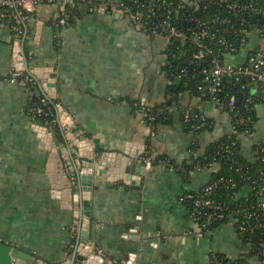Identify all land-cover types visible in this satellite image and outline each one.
Listing matches in <instances>:
<instances>
[{
	"label": "crops",
	"instance_id": "1",
	"mask_svg": "<svg viewBox=\"0 0 264 264\" xmlns=\"http://www.w3.org/2000/svg\"><path fill=\"white\" fill-rule=\"evenodd\" d=\"M80 5L71 23L60 27L57 3L31 0L33 17L25 27L23 49L32 85L9 81L14 37L9 28H0V239L33 259L62 264L89 226L90 245L114 264H212V254L264 264L232 219L198 232L181 200L207 185L219 168L202 159L210 145L230 132L229 109L183 86L180 65L164 39L115 10L97 12ZM263 47L264 41L253 36L232 60L244 63ZM44 97L60 102L75 128L98 140L106 152H117L123 166L138 156L131 171L134 184L118 178L128 173L114 181L94 176L91 191L82 192L90 202L87 220L80 185L72 181L66 189L63 181L72 178L78 157L52 132L51 127L58 131L57 123L31 112ZM156 107L164 108V118L152 131L145 111ZM184 108L197 109L211 128L191 133L182 119ZM256 113L254 136L241 138L243 157L250 160L255 143H264V101ZM139 157L152 164L143 175L135 173Z\"/></svg>",
	"mask_w": 264,
	"mask_h": 264
},
{
	"label": "built area",
	"instance_id": "2",
	"mask_svg": "<svg viewBox=\"0 0 264 264\" xmlns=\"http://www.w3.org/2000/svg\"><path fill=\"white\" fill-rule=\"evenodd\" d=\"M42 1L59 5L60 17L57 24L60 27L69 24V19L74 16L71 7L75 2H80L88 4L91 10L97 12L115 10V12L130 19L144 32L164 39L170 46L171 56L180 65L182 79L188 77L189 74V68L185 65L187 60L197 66L202 65L195 74L202 80L196 82L195 88L202 98L212 103L221 104L218 96L225 87L224 79L227 77H237L246 84L242 88L249 87L248 92L250 93L244 103L246 110L250 109L249 105L253 104L257 97H261L258 94L259 91L264 93V47L252 52L244 63L237 64L232 60L246 48L253 36H258L264 41V22L252 23L244 16L237 21L220 17V15L212 19L196 16L197 10L207 9L210 4L224 7L230 12L251 14L264 13V5L262 7L249 0H177V2L133 0V3L138 6V11H133L124 2L97 4L90 0ZM30 3L31 0H0V28H9L14 37L11 53L12 66L9 75L11 83L20 80L30 85L35 83L34 77L28 71L27 59L23 49L25 27L33 17L28 9ZM175 6L178 10L173 15ZM163 9L164 13L162 12ZM179 12L182 14H178ZM176 19H181L179 26L174 23ZM182 55L185 56L184 60H182ZM252 84L257 86V90L251 89ZM236 99L233 97L226 104L227 109L233 111L231 129L228 134H237L239 139L243 137L252 138L254 129L249 127V118L241 117L240 110L236 109ZM31 112L38 118L57 123L65 132L76 126L69 111L60 102L51 100L49 97L40 99L37 106L31 108ZM145 112L146 123L154 131L157 115L152 112V109H147ZM50 116L53 117L52 120L49 119ZM182 119L190 132L195 134L211 126V122L194 108H184ZM241 125H245L246 129L238 133L237 127ZM254 148L256 149L253 152L255 157L264 152V143L257 142ZM226 152L229 157L233 151L227 149ZM144 159L150 161L148 157ZM212 180L199 191L187 193L181 199L189 208V217L193 225L196 226V230L206 233L209 229L231 218L240 238L251 246L253 254L264 261V232L260 236L257 235L260 230L264 231V176L258 181L259 184L261 181L260 186H248L237 196L241 201H251L250 205H243L240 202L239 207L235 210H231L214 199L213 193L220 185L224 186L225 190L232 192L237 189V184L232 178L226 177H221L213 182ZM250 196H253L251 200L247 199ZM254 197L259 200L257 205H251L254 202ZM235 203L232 202V206ZM211 263L230 264L231 262H225L220 255L212 254Z\"/></svg>",
	"mask_w": 264,
	"mask_h": 264
},
{
	"label": "trees",
	"instance_id": "3",
	"mask_svg": "<svg viewBox=\"0 0 264 264\" xmlns=\"http://www.w3.org/2000/svg\"><path fill=\"white\" fill-rule=\"evenodd\" d=\"M141 1V0H140ZM173 2H177V0H169ZM253 1L259 6L264 5L263 0H249ZM97 3V2H96ZM124 3L128 4L133 11H138V6H136L133 3V0H126ZM80 2H75L74 5L71 7L72 13L74 16L77 15L78 10L80 9L81 5ZM99 4V3H97ZM176 10L178 8L175 6L174 8V13L175 15ZM163 13L165 12L164 9L162 11ZM178 14H182V12H179ZM33 15V14H30ZM217 15H220V17H225V18H231L234 19L235 21L239 20L242 16L244 18L249 19L252 23H257V22H264V13H238V12H230L224 7L216 6L214 4H210L209 8L207 9H202L197 10L196 16H199L200 18H207V19H212L214 17H217ZM252 16V17H250ZM73 19V16L69 19V23H71V20ZM181 22V19H176L174 23L179 26V23ZM178 44V43H176ZM214 47V45H213ZM185 59V56L182 55V60ZM186 67L189 68V74L188 77H183V86H186L188 89H196L195 84L196 82H200L202 79L198 78V75L196 76L195 74L200 70V67L202 66H197L195 63L192 64L191 61L186 62ZM208 66V65H207ZM224 89L222 92L219 94L220 98V106L227 108L226 104L231 100V98L235 97L238 98L240 101L239 103H235V107L237 110H240V115L244 119L249 118V127H252L255 130V126L257 123V113H256V105L264 101L262 97H257L253 104L249 105V110H246L244 108V103L246 102V98L249 96L248 89L249 87L242 88L243 85H246L245 82L237 77H227L224 79ZM197 110V109H196ZM235 111V110H234ZM152 112H155L157 115V119L155 121V125H158L159 122H161L164 118V108L163 107H156L152 109ZM230 115H233V111L229 109ZM201 113V112H200ZM53 117L50 116V120H52ZM245 125H241L237 127V132H242L244 131ZM235 143V144H234ZM243 141L239 139V136L237 134H227L220 140L214 142L212 145L208 147L206 150V155L203 157L202 160H204V163H215L219 165V168L217 171L214 173L213 176V181H216L220 179L221 177H226V178H232L233 181L237 184V189L230 192L225 190L224 186L220 185L216 191L213 193V198L221 202L222 204L226 205L228 208L231 210H235L239 207L240 202L243 205H250L251 201L247 200H239L238 199V194L244 189L248 188V186H260L261 181L259 184V179L263 178L264 176V152L260 153L259 155H256L252 160L243 157ZM227 149H231L232 155L228 157V154L226 152ZM256 149L254 148L253 152H255ZM263 174V175H262ZM253 196H250L247 199L252 198ZM254 202L251 205H257L258 203V198L254 197L253 198ZM232 202H236L234 206H232ZM231 218H228V220H225L223 223H226L230 220ZM222 223V224H223ZM221 224H218L216 226H219ZM215 226V227H216ZM264 231L260 230L258 232V236L263 234ZM256 239V238H255ZM248 242V241H247ZM221 258L224 259L225 262H231L230 264H247L245 263L244 260H236L232 261L229 259H226L221 256Z\"/></svg>",
	"mask_w": 264,
	"mask_h": 264
},
{
	"label": "water",
	"instance_id": "4",
	"mask_svg": "<svg viewBox=\"0 0 264 264\" xmlns=\"http://www.w3.org/2000/svg\"><path fill=\"white\" fill-rule=\"evenodd\" d=\"M177 84L181 83V79L176 80ZM258 94L264 98L263 92H258ZM239 99H236V103H239ZM51 130L57 136H60L73 148L74 155L78 157V161L75 162L76 168L73 171L72 178L65 176L63 181L65 182L64 188H70L71 182L74 181V185H80L81 199L83 205V216L87 220L90 218V202L88 199L83 198L82 192H90L92 189V180L94 176L106 175L110 177L111 181H114L116 175H121V173H128V176L118 177L119 179H124L126 182L130 181L135 183L132 179V167L133 159L137 157H129L126 163V167L123 163L119 162V154L117 152L111 153L106 152L105 147L98 146V140L89 139L87 136L82 134L81 130L76 128L65 132L63 129L58 127L56 131L53 127ZM49 133V131H48ZM59 133V134H58ZM54 152V151H53ZM55 152L50 155L49 166L52 164L54 166ZM83 159V160H79ZM135 165V173L143 175L146 169H150L151 163L145 165V163L140 159ZM74 167V163L70 164ZM58 169H62L61 166ZM60 172V170H59ZM89 226H85L81 232V236L77 243L72 248L71 256L62 264H114L109 262L103 255L97 252L96 247L90 245L89 242ZM0 264H48L41 262L38 259H33L30 255L18 249L15 246L9 245L0 239ZM61 264V263H60ZM126 264H136L129 261Z\"/></svg>",
	"mask_w": 264,
	"mask_h": 264
}]
</instances>
